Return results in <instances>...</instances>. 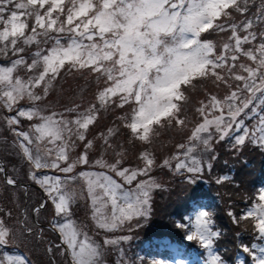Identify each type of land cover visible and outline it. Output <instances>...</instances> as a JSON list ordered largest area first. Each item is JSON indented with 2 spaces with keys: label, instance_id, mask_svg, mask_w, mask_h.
I'll list each match as a JSON object with an SVG mask.
<instances>
[{
  "label": "snow or ice",
  "instance_id": "snow-or-ice-1",
  "mask_svg": "<svg viewBox=\"0 0 264 264\" xmlns=\"http://www.w3.org/2000/svg\"><path fill=\"white\" fill-rule=\"evenodd\" d=\"M213 33L220 39L206 38ZM65 72H87L98 87L87 106L52 111L45 98ZM200 80L228 91L223 97L206 93L195 108L200 119L188 144H177V152L159 165L172 169L175 161L173 170L186 173L192 185L217 159L211 155L214 142L232 139L233 150L246 142L264 147V0H0V122L13 133L27 179L42 194L22 221L14 223L11 211H0V248L17 231L39 235L41 242L51 232L57 242L47 241L48 253L59 250L69 264H104L105 248L131 237L94 240L73 219V206L90 201L91 219L106 233L147 219L152 193L161 187L150 175L156 157L145 147L136 167L124 166L125 151L112 141L124 132L130 142L151 145L158 129L187 127V91ZM109 106L129 111L118 117L121 125L89 139L99 111ZM250 113L257 115L249 126ZM97 141L103 151L93 159ZM109 150L112 162L105 158ZM14 171L0 164V181L24 187ZM228 179L221 175L215 183ZM256 199L239 217L231 210L228 216L236 224L251 219L264 241V187ZM193 208L177 226L186 233L182 239L204 250L201 264H245L216 251L221 232L215 213L198 201ZM42 212L50 217L47 228L39 220ZM159 247L168 258L153 264H191L182 245L165 238ZM240 247L251 264H264V245ZM119 255L116 264H129L123 250ZM0 264L31 261L0 252Z\"/></svg>",
  "mask_w": 264,
  "mask_h": 264
},
{
  "label": "trees",
  "instance_id": "trees-1",
  "mask_svg": "<svg viewBox=\"0 0 264 264\" xmlns=\"http://www.w3.org/2000/svg\"><path fill=\"white\" fill-rule=\"evenodd\" d=\"M206 38L219 40L220 36L213 33L210 36H206ZM82 74H85V72L79 75L72 74L65 83H57L55 81L53 93L45 98V104L66 105L69 102V105H73V103L86 105L84 99L97 90L98 84L97 81L91 84ZM62 86H64V89L59 90ZM227 91L228 89L225 87L221 88L218 90V95L223 97ZM200 95L201 92L197 96ZM65 96L69 99L64 98ZM187 108H184V113L189 118L190 108ZM114 110L109 116L113 117L115 113L120 111ZM255 115L257 114L250 113L245 117L249 126L256 123V120L253 119ZM192 117L194 120L200 119L196 113ZM113 121L118 122L114 126L121 125L119 124V119ZM3 130H9L7 125ZM159 133V136L153 139L152 148L149 149L150 145H145V147L156 157L157 167L152 169L150 175L157 180L161 187L155 189L152 193L151 219L145 222L139 230L132 228L131 231L127 229L123 233V236L131 237L130 240L121 243L124 244L121 250L126 253V261L129 264L132 260H135V264H149L145 259L147 255H154L159 258L167 257L168 253L159 247V242L166 238L182 245L191 253L189 258L194 255L193 262L196 263L197 256L202 257L204 250L198 244L182 239L186 233L177 226V222L183 223L184 217L191 215L195 211L193 201H198L215 213V227L221 232V236L215 242L216 251L228 258L243 259L245 264H251V257L249 254L243 253L240 245L246 244L250 246L254 242L264 245V241L258 239L259 234L255 230L251 219L242 220L239 224H236L228 216V212L231 210L239 217L243 210L250 207L253 202H258L256 198L260 187L264 184V147L246 142L240 148L233 150L232 139L214 142V151L211 155L217 156V159L212 161L211 170L205 166L197 184L192 185L185 180L186 173L178 174L173 170L175 161L172 162V169L159 166L164 159L172 157L177 152V144H188L187 138L190 132L179 134V129L165 126ZM5 135L8 138L0 140V158L4 160L7 158L8 163L10 158H13L16 149L10 147L12 155L9 157L7 140L10 141V138L7 132ZM112 142L119 145L123 144L125 151L128 150L125 154L128 159L127 165L136 167L140 163L138 156L144 148L137 147L135 151L129 152L134 145L129 147L132 141L130 142L129 137L124 132ZM10 162L19 164L24 173L26 172L25 168H23L25 164L22 160L19 162L10 160ZM221 175H226L229 179L221 184L215 183L216 179ZM140 179H146V177H141ZM29 190L28 193L31 197L36 195L32 187H29ZM4 248L10 250L8 246H4ZM119 253L117 250L114 252L115 255L117 254L116 257L119 256Z\"/></svg>",
  "mask_w": 264,
  "mask_h": 264
},
{
  "label": "rangeland",
  "instance_id": "rangeland-1",
  "mask_svg": "<svg viewBox=\"0 0 264 264\" xmlns=\"http://www.w3.org/2000/svg\"><path fill=\"white\" fill-rule=\"evenodd\" d=\"M72 74L79 75L80 73H67V72H65L60 78H58V80L56 82L57 83H61V82L65 83ZM82 76H84L88 81H90L91 84H93L96 81L94 76H91L87 72H85V74H82ZM63 77H64V79H63ZM54 82H53V84H54ZM221 88H224V86L214 84L212 80H200V81L195 82L194 88L188 89L187 95L189 96V102L184 105L185 107H188L187 109L190 108L189 109L188 125H187V127L183 128V129L175 127L176 129H179V134L182 132H188V131L191 132V128L193 127V125L199 121V119L194 120L192 115L194 113H196L195 108L198 106V102L205 98L206 93H212V94H216L217 96H219L218 90H220ZM53 89L54 88L52 87V89L49 92L48 97L53 93ZM61 89H64V86H62L59 90H61ZM95 92H96V90L94 91V93H91L90 96L88 95L84 99V103L86 105H83V106H87V104L89 102L93 101ZM199 92H201V95L197 96L199 94ZM64 98L69 99V98H67V96H65ZM25 103H27V102H25ZM48 106H49L50 110H52V111L62 112V111H64L65 108L71 107L72 105H69V102H68L66 105H58L55 103L53 105H48ZM114 109H117V108H115L113 106H109L107 109H101L99 111L97 123L92 127L90 135H89V139H92L93 137L98 136V134L101 131H106V129L108 127L114 126L118 122H114L113 120H118V117L123 116L125 114V112L129 111V109H127V108L124 110L117 109V110H120L118 113H115V115L113 117L109 116V114L111 112L115 111ZM119 124H121L120 120H119ZM5 126H6V124L0 122V140H4V139L8 138L5 135V133L7 132L9 135V138H10V141L7 140V143L9 144L8 156L11 157L12 153L10 152V147L14 148L13 143H14L15 137L10 130H8V131L3 130V128ZM24 127L25 128L28 127L27 122H25ZM163 129L164 128L158 129V131L163 130ZM118 137H120V136H118ZM101 144H102V142L97 141V147H96V149L93 150V159L97 158L99 156L100 152L103 151ZM131 145H134V146H133V149L130 150L129 152L135 151L137 149V147L145 148V145H141L137 141H132L131 144L129 145V147ZM120 146L125 151L124 145L121 144ZM151 148H152V146L150 145L149 149H151ZM81 150H82V147L78 148L73 155H78L79 151H81ZM117 150H119V149H117ZM127 151H125V154L127 153ZM113 156H114V153L111 150H109L107 153H105V158L108 159L110 162H112ZM10 160H14V162L21 161V159L16 155V152L14 153L13 158L11 157ZM10 160L8 163H7V161H8L7 158L4 161H5V163L9 169H13V168L15 169L14 173H12V174H15L16 176H19V177L25 176V179H27L26 172L24 173V170L22 168H20V166L13 164L12 162H10ZM127 163H128V159L125 156L124 157V166L134 167V165H127ZM24 168L26 170L25 165H24ZM74 186L79 188V185H74ZM133 187H134V185H133ZM261 187H264V184ZM26 197H27V191H25L24 189L12 188L10 186L6 187L3 184V182L0 181V211H2V212L11 211L12 220L14 223L18 222V221H22L25 218V213L29 212V209H30L32 204H29V205L22 207L23 201ZM37 198H38V200L40 199L39 195H37ZM91 211H92V209H91L90 201H86L84 199H81L77 202V204H75L73 206V213H74L73 219L83 229V231H86L90 237H92L94 240H97L98 242H102L103 238L106 235L109 236L110 238L123 236V233L125 232V230H127L129 228H131V230H132V228H134L135 230H139L145 222H147L151 219V211H150V214H149L147 219L135 218L133 221L126 223L123 228L118 229L112 233H106L103 230L96 228L94 221H92V219H91ZM49 218L50 217H49L47 212H42L39 214V220L41 222H43L44 224L46 223L47 219H49ZM137 224H139L140 226L138 227ZM49 240L53 241L54 243L57 242L55 239V236L51 232H45V234L43 236L44 242H41L39 235L36 238L30 237V236L25 237L24 235H21L19 231H17L15 240L14 241L10 240L8 245L13 246V248H14L13 250L19 249L22 252V254L9 253V251H7L3 247L0 248V252H8L10 255H26L30 259L31 264H68L67 259L64 258V256L61 254V252L59 250H56L55 255L48 253L46 251V248L48 246L47 241H49ZM122 245L124 246V244H120L117 246H108L105 248L104 264H109V263L110 264H116L117 261L121 260V256L119 255L118 257H116L117 254L115 255L114 252H115V250H117L119 253V251H121V249L123 248ZM214 247H215V245H214ZM215 249H217V247H215ZM14 252H16V251H14ZM202 256H203V254H202ZM167 258H168V256L165 258H161V259L157 256H154V255L145 256V259L148 261L149 264H153L154 260H165ZM199 258H200V261L197 262L196 264H201L202 257L199 256ZM189 259L191 261V264H194L193 263L194 255L192 258H189ZM124 260H127L126 256L124 257Z\"/></svg>",
  "mask_w": 264,
  "mask_h": 264
},
{
  "label": "water",
  "instance_id": "water-1",
  "mask_svg": "<svg viewBox=\"0 0 264 264\" xmlns=\"http://www.w3.org/2000/svg\"><path fill=\"white\" fill-rule=\"evenodd\" d=\"M0 164H3L2 162H0Z\"/></svg>",
  "mask_w": 264,
  "mask_h": 264
}]
</instances>
